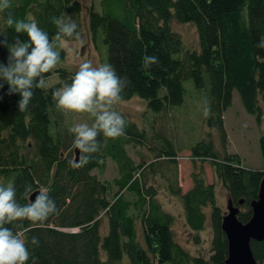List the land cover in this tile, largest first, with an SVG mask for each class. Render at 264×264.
Segmentation results:
<instances>
[{"label":"trees","instance_id":"16d2710c","mask_svg":"<svg viewBox=\"0 0 264 264\" xmlns=\"http://www.w3.org/2000/svg\"><path fill=\"white\" fill-rule=\"evenodd\" d=\"M11 5L8 11L15 17L34 19L50 37L57 30L53 16L76 22L81 35L87 26L96 48L104 51L105 63L131 81L123 100L138 96L154 115L150 130L123 116L126 134L114 140L99 137L100 152L86 166L75 167L72 126L51 98V92L71 83L75 73L59 65L45 74L47 88L36 91L26 113L18 111V95H6V84L0 89V184L13 180L20 203L27 202L20 199L26 187L33 193L50 190L60 209V215L43 228L25 231L26 242L32 236L39 238L38 247L29 243L37 264H116L125 256L130 264H226L225 210L215 185L207 181L201 165L191 174L192 185L183 191L176 142L156 122H167L168 113L185 104L190 87L199 91L204 107L207 99L211 112L205 124L218 134L220 148L212 134L203 135L191 145L192 157L214 165L228 197L240 208L239 219L247 222L264 178V129L263 164L247 167L240 156L227 152L224 116L238 91L246 111L264 124V49L256 47L264 39V0H101L98 9L83 0H13ZM6 16L7 12L0 13V32H7L11 42L17 34L7 28ZM174 21L196 26L198 47L186 45ZM20 39L27 40L26 34ZM144 55L157 56L160 64L142 68ZM6 57L7 49L0 47V61L6 62ZM54 74L59 80L51 84ZM144 147L151 156L137 163L130 149ZM108 158L116 167L113 186L101 178ZM157 176L181 197L192 230L204 228L205 209L211 208L208 255L191 253L176 238L175 216L157 197ZM251 246L257 261L264 262V240H252Z\"/></svg>","mask_w":264,"mask_h":264},{"label":"clouds","instance_id":"9594fccd","mask_svg":"<svg viewBox=\"0 0 264 264\" xmlns=\"http://www.w3.org/2000/svg\"><path fill=\"white\" fill-rule=\"evenodd\" d=\"M11 7V0H0V13L7 12L5 24L17 34L9 42L8 33L0 32V47L7 49L6 62L0 61V89L6 84V95H18V111L26 113L36 91L47 88L45 74L61 62V52L57 49L72 40L82 43V37L76 22L57 16L51 18L57 30L50 37L34 19L15 17L8 11ZM21 34H26L27 40H21ZM54 42L58 43L54 46ZM256 47L264 49V39ZM159 64L155 55L141 58L144 69ZM130 84L129 78L119 75L112 64H94L88 59L79 64L71 83H63L51 92L57 110L87 113L93 118L91 124L76 123L69 128L73 148L79 156V162L73 166L83 167L92 162L101 149L99 137L114 140L126 134L127 122L115 106L124 99L123 93ZM205 103L203 114L207 117L211 108L206 98ZM20 199L27 202H19L13 180L0 184V264H29L30 260L31 264H37L38 258L30 251L29 243L38 247L39 238L32 236L26 242L22 237L26 230L43 228L51 217L60 215L50 190L33 193L26 187Z\"/></svg>","mask_w":264,"mask_h":264},{"label":"rangeland","instance_id":"374dc122","mask_svg":"<svg viewBox=\"0 0 264 264\" xmlns=\"http://www.w3.org/2000/svg\"><path fill=\"white\" fill-rule=\"evenodd\" d=\"M83 3L86 6L93 5L98 9L100 8L101 0H83ZM86 11L85 19L87 22ZM1 26L2 20L0 17V30ZM173 26L180 32L187 46H199L198 33L194 24L174 21ZM81 37L82 43L72 40L57 49L62 53V60L57 67L63 65L75 73L78 70L79 64L84 60L91 59L94 64L105 63L104 51L96 48L87 26H85L84 33ZM57 43L58 42H54V46ZM58 80L59 77L57 74H54L49 78L51 84L56 83ZM189 89L190 94L185 104L182 107L177 108L174 112L168 113L167 122L158 119L156 127L160 129L165 127V132L168 135L172 134L173 139L176 142L179 160V184L183 191H186L192 185V172L198 170V167L202 165L207 181L215 185L217 200L226 211L228 192L221 183L214 165L208 161L202 164L203 162H201V160L197 159L196 161L192 157L190 147L203 135L206 137L212 134L215 137L218 148H220V139L216 131L205 124V116L203 114L204 105L202 104L201 99H199V91H194L192 87ZM115 109L123 116L137 122L143 128H146L147 130L152 128L154 115L147 108L146 100L134 96L130 99L122 100L115 106ZM224 117L229 136L227 152L240 156L241 163L244 166L251 168L261 167L263 164V158L260 148V135L264 129V124L258 123L255 117L246 111L238 91L234 92L233 103L225 112ZM65 120L69 126H73L76 123L91 124L93 122V118L87 113L65 112ZM163 122H165V125ZM138 149V151L130 149V153L135 157L137 163H140L145 158H150L151 155L147 148L144 147ZM116 174L115 164L111 158H108L107 168L105 172L101 174V178L113 186ZM155 180V183L159 188L157 195L159 201L164 209L173 213L175 216L173 229L178 241L193 254L201 253L208 255L211 250V239L213 234L209 217L211 208L207 207L205 209L208 217L204 228L199 231H194L186 223L181 197L167 188V181L162 177L157 176ZM126 194L131 198V194ZM102 226L104 230L107 229L108 221L106 216H103L102 218ZM116 264H130V261L128 257L125 256ZM259 264H264V262H260Z\"/></svg>","mask_w":264,"mask_h":264},{"label":"water","instance_id":"95a60500","mask_svg":"<svg viewBox=\"0 0 264 264\" xmlns=\"http://www.w3.org/2000/svg\"><path fill=\"white\" fill-rule=\"evenodd\" d=\"M78 160L76 151L75 163ZM241 202L243 203V200ZM252 210V217L247 222L241 221L238 217L240 208L228 197L227 210L222 223L229 244L226 264H259L254 256L251 242L264 240V178L261 181L258 198L252 202Z\"/></svg>","mask_w":264,"mask_h":264}]
</instances>
